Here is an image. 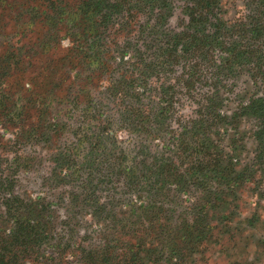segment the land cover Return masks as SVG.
<instances>
[{
	"label": "rangeland",
	"instance_id": "obj_1",
	"mask_svg": "<svg viewBox=\"0 0 264 264\" xmlns=\"http://www.w3.org/2000/svg\"><path fill=\"white\" fill-rule=\"evenodd\" d=\"M86 1L0 0V252L13 264H264V117L252 113L264 106V38L246 27L264 18L256 4L224 0L229 45L258 54L233 70L220 49L155 64L141 28L159 7L127 22ZM185 1L172 0L153 46L183 30ZM211 116L206 141L224 159L203 179L198 153L180 146Z\"/></svg>",
	"mask_w": 264,
	"mask_h": 264
},
{
	"label": "trees",
	"instance_id": "obj_2",
	"mask_svg": "<svg viewBox=\"0 0 264 264\" xmlns=\"http://www.w3.org/2000/svg\"><path fill=\"white\" fill-rule=\"evenodd\" d=\"M90 2H92V5L89 4ZM223 3L224 0H186L184 3L185 24L183 26V30L180 33L174 32L173 34L167 35L164 42L157 47L152 44V33L156 32V27L159 25V21L162 22L167 20L168 12L173 6L172 0H87L84 3L85 5L83 4V7L86 6L88 10L91 9L92 13L97 12L98 14L104 10H108L109 14L107 13L103 16L105 18H109L112 13H119L123 16V18L127 19V22L130 20L134 21V17L145 13L144 11L152 13L159 7L161 9V15L156 19L158 22L156 24H151L150 20H148L141 28V34L148 33V38L144 40V47L146 48L145 53L151 54L152 60L155 64L157 62H161L164 64V67H168L178 63V59H200V61H208L214 57L213 53L217 49H220L225 53V55H227L225 57L226 60H229L228 63H226L227 66L233 70L236 68L239 70L242 68L243 59L253 56L256 52L250 50L252 52L244 54L243 48L236 42L229 45L228 39L231 38L229 35L231 27H228L224 23V18L222 17L224 7ZM252 4H256L255 9L258 11L256 14L264 17V0H252ZM133 10H135V13H133ZM237 25L238 24H235L234 26ZM246 27L252 30V42H257L264 38V18L252 20ZM243 32L247 33L245 29ZM179 47H181V51H178ZM94 53L96 54V51H94ZM94 53H92L89 57L96 56ZM137 53V58L144 60V53L141 51H138ZM257 56L258 54L256 53L255 57ZM199 70L198 65L193 68V72L191 73L194 75L189 76L186 80L188 87L193 88L196 86V83L200 79L199 74L201 71L199 72ZM118 89L119 86L115 85L110 89V92L112 91L113 94L114 91ZM163 100H166L164 94ZM1 101L2 100H0V102ZM93 102V100L90 101L89 106L86 107V109L84 108L83 117L88 116L90 106L93 105ZM169 103H171V101ZM15 112L17 116L20 112V108H18ZM252 113L264 117V106L261 104L258 105V108L254 109ZM210 118L211 119L203 122L202 124L193 127L192 140L197 139L196 141L192 142L191 139H189L188 141H191L190 145L180 146L183 150L187 148L188 151H193L194 155L195 153H198L191 168L194 175L203 179L209 172L216 175V168L221 165V161L224 159V151L219 146H210L206 141L208 139L207 136H205L206 131L209 130L216 121L213 116ZM43 133L44 131L40 135ZM194 142H200L201 144H195ZM209 146L212 148H209ZM161 161L164 160L161 159ZM146 172L147 173L144 175L146 177L152 174V171ZM150 179L151 180L149 181H151L152 185L154 176L151 175ZM198 185L202 186L199 183ZM213 197L214 194L210 192L208 194L205 193L202 201L206 204H213L214 200L219 199V196L218 194H215V198ZM155 202L156 199L152 198L148 204L141 208L134 209L133 216H135L139 221H144L145 219L149 220L150 217L154 215V210L156 209L154 207ZM199 216L201 217V215ZM38 228V226H35L34 230L38 231ZM35 235L41 237V233H36ZM14 259V257L0 252V264H13Z\"/></svg>",
	"mask_w": 264,
	"mask_h": 264
}]
</instances>
